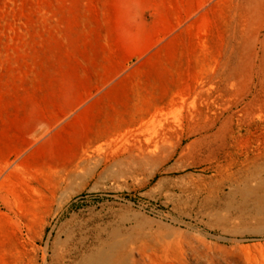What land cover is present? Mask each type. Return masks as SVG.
Masks as SVG:
<instances>
[{"label":"rangeland","instance_id":"obj_1","mask_svg":"<svg viewBox=\"0 0 264 264\" xmlns=\"http://www.w3.org/2000/svg\"><path fill=\"white\" fill-rule=\"evenodd\" d=\"M0 264H264V0H0Z\"/></svg>","mask_w":264,"mask_h":264}]
</instances>
